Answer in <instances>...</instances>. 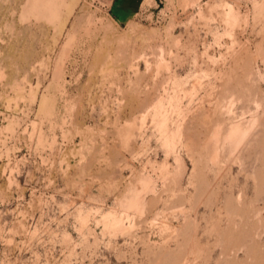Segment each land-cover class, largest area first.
<instances>
[{"label": "rangeland", "instance_id": "rangeland-1", "mask_svg": "<svg viewBox=\"0 0 264 264\" xmlns=\"http://www.w3.org/2000/svg\"><path fill=\"white\" fill-rule=\"evenodd\" d=\"M0 264H264V0H0Z\"/></svg>", "mask_w": 264, "mask_h": 264}]
</instances>
